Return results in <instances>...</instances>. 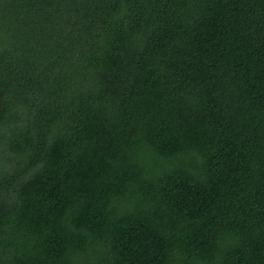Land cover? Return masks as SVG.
Instances as JSON below:
<instances>
[{
	"label": "trees",
	"instance_id": "1",
	"mask_svg": "<svg viewBox=\"0 0 264 264\" xmlns=\"http://www.w3.org/2000/svg\"><path fill=\"white\" fill-rule=\"evenodd\" d=\"M0 264H264V0H0Z\"/></svg>",
	"mask_w": 264,
	"mask_h": 264
}]
</instances>
